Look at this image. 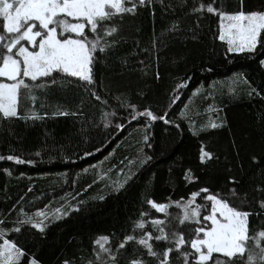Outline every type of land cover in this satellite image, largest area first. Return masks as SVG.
<instances>
[{"label":"trees","instance_id":"obj_1","mask_svg":"<svg viewBox=\"0 0 264 264\" xmlns=\"http://www.w3.org/2000/svg\"><path fill=\"white\" fill-rule=\"evenodd\" d=\"M209 2L151 0L134 15L114 18L110 23L119 26V33L109 39L117 42L104 53L98 52L93 65V90L100 100L76 78H66L40 96L34 106L22 102L20 118L4 120L0 116V140L16 147L1 149L0 156L31 161L0 160V221H4L0 227H15L24 218L21 209L34 220H43L48 225L43 239L30 226L19 234L10 233L39 264H62L64 259L86 264L87 259H95L97 238L108 236L114 244L125 234H133L135 222L141 219L145 230L151 231V219L166 217L151 209L148 199L170 204L168 212L178 216L176 201L186 200L201 187L215 192L230 174L240 180L241 193L251 194L260 183V169L250 155L259 158L264 154V65L260 64L264 42L258 43L254 53H229L226 43L217 38L218 17L206 9L192 11ZM260 2L244 0V10L258 7ZM222 3L229 12L240 8V0ZM180 83L186 86L177 89ZM252 88L260 95L249 97ZM130 105L137 111L147 108L158 117L164 115L169 123L132 119ZM58 110L69 114L58 115ZM32 112L41 118L27 119ZM189 117L196 121L197 129L218 118L226 126L193 135ZM89 118L99 120L105 136L79 146L81 122ZM48 137L71 142L78 150L46 157L40 145ZM201 145L218 162L214 159L202 165ZM145 156L152 159L141 164ZM189 169L197 178L191 183L184 179ZM117 184L124 187L116 191ZM197 203L204 201L198 197ZM255 207L253 203L243 210ZM37 210L46 218L35 217ZM173 226L186 238L194 227L176 221ZM261 227L264 214L251 216L250 231ZM152 243L158 251L169 246L163 241ZM131 250L129 245L128 252Z\"/></svg>","mask_w":264,"mask_h":264},{"label":"snow or ice","instance_id":"obj_2","mask_svg":"<svg viewBox=\"0 0 264 264\" xmlns=\"http://www.w3.org/2000/svg\"><path fill=\"white\" fill-rule=\"evenodd\" d=\"M150 3L151 0H0V116L4 120L20 118L22 102L34 106L40 96H46L53 86L66 78H76L90 95L100 100L93 90L96 83L93 65L98 52L104 53L117 42L109 38L118 35L119 26L110 22L116 17L122 19L126 14L134 15L139 7ZM205 9L208 14L218 17L217 38L226 43L229 53H254L258 43L264 42V0L247 11L244 0H240L239 10L234 12L227 11L222 0H210L192 11L203 12ZM260 64L264 65V60H260ZM185 86L180 83L176 88ZM253 94L260 95L252 88L248 95ZM175 99L178 97L173 102ZM130 107L132 119L145 117L146 123L157 119L169 123L164 115L158 117L147 108L137 111L135 105ZM57 114L69 113L58 110ZM71 114L76 115L75 112ZM26 118L41 117L32 112ZM188 119L193 126L190 129L193 135L226 126V121L218 118V122L209 120L197 129L196 121L191 117ZM148 139L145 135L144 141ZM151 159L145 156L141 164ZM214 159L218 162V157L201 145L200 163L207 165ZM0 160L31 163L15 155L0 156ZM250 160L260 169V183L251 194L241 193L240 180L230 174L215 192L201 187L191 192L186 200L176 201L175 207L180 210L178 216L170 215V204L148 199L146 202L151 209L163 213L166 219H151V231L145 230V220L141 219L135 222L133 234H125L114 244L109 243L108 236L97 238L94 241L97 247L93 250L95 259H87L86 264H150L151 261L155 264H264V227L254 233L250 231V217L264 214V166H261L264 154L259 158L251 154ZM228 171L231 173V169ZM184 179L191 183L197 178L189 169ZM115 187L119 191L124 184ZM198 197L204 203H197ZM253 203L255 208L243 210L244 206L250 207ZM21 213L24 218L18 219L15 227H0V264H39L10 238V233L19 234L25 226H30L43 239L48 225L23 213V209ZM63 215L67 216L68 212ZM146 215L141 213L142 217ZM34 216L46 218L40 210ZM173 221L180 226L194 225L189 229L188 238L173 226ZM3 224L4 221H0V225ZM137 229L139 235L135 234ZM152 241H163L169 246L158 251ZM129 245L132 246L130 253ZM62 264H73V261L64 259ZM80 264L85 261L81 260Z\"/></svg>","mask_w":264,"mask_h":264},{"label":"rangeland","instance_id":"obj_3","mask_svg":"<svg viewBox=\"0 0 264 264\" xmlns=\"http://www.w3.org/2000/svg\"><path fill=\"white\" fill-rule=\"evenodd\" d=\"M98 121L99 120L97 119L89 118L81 122L83 124L81 128L82 133L81 135H79L80 136L78 143L79 146L80 145L86 146L92 143H96L105 136L104 135L105 133H103L105 130H102L100 123ZM1 149L16 150V147L14 146L10 147L8 145H5L0 140V150ZM40 149H41L40 151H42L46 157H50V158L64 155L74 150H78L75 147V145L71 142L68 141L60 142L51 137L42 139Z\"/></svg>","mask_w":264,"mask_h":264}]
</instances>
